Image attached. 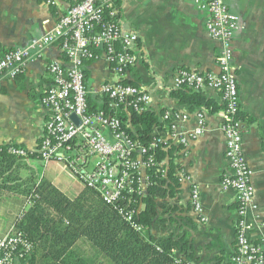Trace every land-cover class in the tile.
<instances>
[{"label": "crops", "instance_id": "obj_1", "mask_svg": "<svg viewBox=\"0 0 264 264\" xmlns=\"http://www.w3.org/2000/svg\"><path fill=\"white\" fill-rule=\"evenodd\" d=\"M227 2L240 22L233 39V67L245 114L243 149L257 205L247 215L248 236L253 243L264 245V0ZM70 5L64 0L55 4L0 0V52L27 47L43 37ZM117 14L123 29L138 35L137 61L125 79L148 93L149 110L158 116L164 136L172 123L176 132L187 133L199 127V113L204 118L201 135L185 145L170 144L181 146L175 159L178 186H165V196L158 198L154 239L172 235L180 243L175 253L192 264H232L237 250L239 202L234 189L223 187L224 177L231 173L222 130L224 108L211 112L182 103L172 95L174 76L180 69L219 72L220 43L207 31L209 15L197 7L195 0H121ZM98 55L85 63L89 98L96 106L103 97L102 86L119 81L106 54L100 50ZM65 59L59 44L54 43L44 48L41 57L27 61L16 77L0 74V146H18L28 154L39 152L50 119L43 104L52 82L48 64ZM201 94L224 107L219 91L206 89ZM22 158L0 176V236L12 231L18 217L28 209L25 192L30 179L46 178L70 199L77 198L85 187L64 163L38 156ZM195 186L200 213L191 199Z\"/></svg>", "mask_w": 264, "mask_h": 264}, {"label": "built area", "instance_id": "obj_2", "mask_svg": "<svg viewBox=\"0 0 264 264\" xmlns=\"http://www.w3.org/2000/svg\"><path fill=\"white\" fill-rule=\"evenodd\" d=\"M55 4L61 0H45ZM71 3L56 26L27 47L0 52V74L7 72L16 77L23 72L29 60L42 56L44 48L58 43L65 60H53L48 64L52 82L43 99L50 112L45 135L39 148L44 161L64 163L84 184L94 190L103 202L118 208L121 216L137 231L142 226L135 222V209L118 205L124 192L132 193L135 183L147 186L146 170L156 161L149 154L158 145L187 144L204 132V118L200 125L187 133L176 132L172 123L167 136L154 139L145 146L133 139L125 130L122 120L105 111H90L89 90L85 63L99 57L102 50L113 71L118 75L116 83L102 86V94L110 99L109 107H130L136 111L149 109L150 96L140 87L123 83L137 61L138 35L125 31L115 20L117 9L112 0H64ZM199 9L208 13L207 31L220 43L217 58L218 73H201L180 69L174 76V88L202 92L206 89L219 91L226 105L222 130L226 139L225 155L231 173L223 179L225 189H234L238 196L237 250L232 264H264V245L253 243L249 236L247 215L256 209L255 190L251 181V168L243 149V128L239 115L241 97L237 75L233 67V39L240 28L239 17L229 9L227 0H195ZM96 49V50H95ZM80 118L76 124L70 117ZM169 118V114L166 115ZM1 147V146H0ZM9 151L27 157L24 148L10 145ZM94 162H91L92 158ZM192 204L196 212L202 211L197 187L192 190ZM33 245L21 232L14 230L0 236V264H13L17 258L31 253ZM188 264H192L188 262Z\"/></svg>", "mask_w": 264, "mask_h": 264}, {"label": "trees", "instance_id": "obj_3", "mask_svg": "<svg viewBox=\"0 0 264 264\" xmlns=\"http://www.w3.org/2000/svg\"><path fill=\"white\" fill-rule=\"evenodd\" d=\"M113 8L121 9V0H112ZM118 14L115 18L117 20ZM96 50V49H95ZM100 50H96L98 53ZM123 83L134 84L128 79ZM172 95L182 103L192 107L205 108L217 112L224 107L207 98L201 92L175 89ZM100 106L91 103L90 111H105L119 117L126 132L145 146L164 136L158 116L151 110L136 111L130 107L111 109L110 99L102 94ZM242 107V106H241ZM245 121V114L240 112ZM163 132V133H162ZM167 132V130H166ZM158 145L151 149L156 164L146 170L147 190L139 193L141 183H135L134 191L124 192V199L118 205L135 209L134 220L142 226L135 230L119 213V209L103 202L92 189L84 190L75 199H70L46 178L30 179L26 187L29 206L15 222V232H21L32 245V251L24 257L16 258L19 264H188L175 250L180 243L172 235L154 239L152 228L158 222L159 197L178 186L175 159L179 145ZM17 147V146H16ZM10 145L0 147V176L23 156L9 151ZM39 156V152L29 153L28 157ZM167 162V164H166ZM89 243L95 254L83 252L79 243ZM93 256V257H92ZM102 257V260L98 259ZM105 260V261H104ZM107 261V262H106ZM13 263V264H14Z\"/></svg>", "mask_w": 264, "mask_h": 264}, {"label": "rangeland", "instance_id": "obj_4", "mask_svg": "<svg viewBox=\"0 0 264 264\" xmlns=\"http://www.w3.org/2000/svg\"><path fill=\"white\" fill-rule=\"evenodd\" d=\"M94 160V159H93ZM79 247H80V249L83 251V252H85V253H89V254H95L94 253V251H93V248L90 246V244L89 243H86V242H84V241H81L80 243H79ZM93 257V256H92ZM98 259L99 260H102V257L100 256H98ZM105 261V260H104ZM107 262V261H106ZM105 263V262H104Z\"/></svg>", "mask_w": 264, "mask_h": 264}, {"label": "water", "instance_id": "obj_5", "mask_svg": "<svg viewBox=\"0 0 264 264\" xmlns=\"http://www.w3.org/2000/svg\"><path fill=\"white\" fill-rule=\"evenodd\" d=\"M76 124H80V118L78 116H76L75 114H72L70 117ZM243 128V125H242Z\"/></svg>", "mask_w": 264, "mask_h": 264}]
</instances>
